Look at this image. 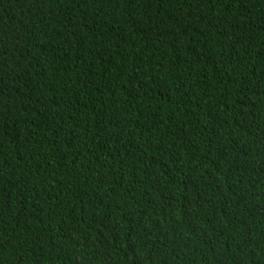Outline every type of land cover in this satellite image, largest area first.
I'll use <instances>...</instances> for the list:
<instances>
[{
	"label": "trees",
	"instance_id": "16d2710c",
	"mask_svg": "<svg viewBox=\"0 0 264 264\" xmlns=\"http://www.w3.org/2000/svg\"><path fill=\"white\" fill-rule=\"evenodd\" d=\"M0 264H264V0H0Z\"/></svg>",
	"mask_w": 264,
	"mask_h": 264
}]
</instances>
